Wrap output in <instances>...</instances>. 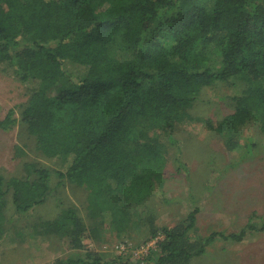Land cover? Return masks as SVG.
Listing matches in <instances>:
<instances>
[{"label":"trees","instance_id":"trees-1","mask_svg":"<svg viewBox=\"0 0 264 264\" xmlns=\"http://www.w3.org/2000/svg\"><path fill=\"white\" fill-rule=\"evenodd\" d=\"M0 70L30 93L21 122L36 149L60 159L58 175L87 190L88 224L67 206L32 226L39 236L64 235L72 249L50 264H187L204 253L216 235L194 236L195 210L158 226L145 201L182 166L167 170L160 140L176 144V125L201 122L227 150L238 147L249 120L264 133V0H0ZM60 80L68 86L50 95ZM218 83L233 111L215 124L193 116L203 89ZM15 122L10 108L0 130ZM24 169L21 177L0 173V243L9 240L7 201L9 217H18L49 191L48 169ZM256 218L218 233L242 241L264 231ZM103 227L122 241L140 231L142 243L156 238V246L135 262L86 249L85 237L105 240Z\"/></svg>","mask_w":264,"mask_h":264},{"label":"rangeland","instance_id":"rangeland-1","mask_svg":"<svg viewBox=\"0 0 264 264\" xmlns=\"http://www.w3.org/2000/svg\"><path fill=\"white\" fill-rule=\"evenodd\" d=\"M67 86L60 80L48 93L55 95ZM29 95L25 84L0 70V115L12 108L16 118L10 129L0 130V173L5 178L24 176L27 162L49 171V191L42 203L11 218L13 206L10 199L7 201L9 240L0 243V264H50L54 258L70 254L64 235L39 236L32 227L42 219H53L63 207H73L86 224L91 222L86 213V188L58 175L63 171L60 159L38 151L34 136L21 122ZM232 111L229 89L222 83L204 88L190 109L193 116L208 118L213 124ZM172 136L176 144L160 138L166 148L167 170L176 169L177 162L182 166L173 175L168 172L163 187L145 201L146 214L150 211L156 225L169 227L195 210L194 236L215 233L204 253L187 264H264V231L253 232L239 242L222 239L218 233L237 232L252 216L257 217L256 226L264 221V133L258 123L249 120L240 127L238 147L232 150L224 147L220 134L198 121L176 125ZM100 231L105 240L85 237L86 249L127 255L135 262L156 246V238L142 243L140 231L125 241L116 239L106 227Z\"/></svg>","mask_w":264,"mask_h":264}]
</instances>
